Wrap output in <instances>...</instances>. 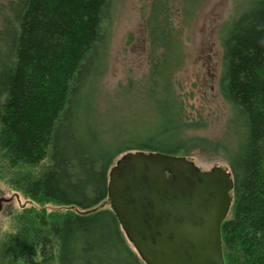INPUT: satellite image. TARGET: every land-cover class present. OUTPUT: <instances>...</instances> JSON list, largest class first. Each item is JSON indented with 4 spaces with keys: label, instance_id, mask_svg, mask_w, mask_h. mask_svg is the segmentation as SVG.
Returning <instances> with one entry per match:
<instances>
[{
    "label": "trees",
    "instance_id": "1",
    "mask_svg": "<svg viewBox=\"0 0 264 264\" xmlns=\"http://www.w3.org/2000/svg\"><path fill=\"white\" fill-rule=\"evenodd\" d=\"M203 2L144 5V77L115 91L150 96L154 123L121 118L113 130L100 126L110 0H8L0 8V179L30 204L12 214L0 264H145L109 206L108 170L126 151L188 157L198 148L222 155L233 178L220 228L225 264H264V0H244L218 27V93L229 114L217 140L194 134L205 125L188 116L176 78L184 30Z\"/></svg>",
    "mask_w": 264,
    "mask_h": 264
},
{
    "label": "water",
    "instance_id": "2",
    "mask_svg": "<svg viewBox=\"0 0 264 264\" xmlns=\"http://www.w3.org/2000/svg\"><path fill=\"white\" fill-rule=\"evenodd\" d=\"M232 189L222 166L202 170L183 155L135 150L109 168L107 200L145 264H225L220 228Z\"/></svg>",
    "mask_w": 264,
    "mask_h": 264
},
{
    "label": "rangeland",
    "instance_id": "3",
    "mask_svg": "<svg viewBox=\"0 0 264 264\" xmlns=\"http://www.w3.org/2000/svg\"><path fill=\"white\" fill-rule=\"evenodd\" d=\"M7 1L0 0V8ZM243 1L204 0L184 30L187 55L176 78L182 86L181 95L188 116L200 117L205 125L193 131L194 134L213 140L220 138L229 114L227 104L218 93L222 50L217 30L228 13L234 17L240 12ZM147 2L148 0H110L109 65L104 77L106 93L102 92L100 95V109L104 113L100 126L103 128L113 130L109 125L121 118L126 126H138L141 119L146 120L141 124L144 126L154 123L152 115L156 111V104L150 96L141 91V94L134 93L121 98L115 91L118 84L124 85L129 77L136 80L144 77L146 56L141 13ZM161 96L163 95H158L157 98L163 99ZM187 158L202 170H208L213 165L228 169L227 161L222 155L205 148L194 150ZM28 204L22 195H14V190L0 179V239L10 229L12 214L22 205Z\"/></svg>",
    "mask_w": 264,
    "mask_h": 264
},
{
    "label": "bare ground",
    "instance_id": "4",
    "mask_svg": "<svg viewBox=\"0 0 264 264\" xmlns=\"http://www.w3.org/2000/svg\"><path fill=\"white\" fill-rule=\"evenodd\" d=\"M126 152H127V151H126ZM120 155H121V154H120ZM120 155H119V156H120ZM119 156H118V157H119ZM118 157H117V158H118ZM117 158H116V159H117ZM116 159H115V160H116ZM115 160H114V162H115ZM113 164H114V163H113ZM113 164H112V165H113ZM112 165H111V166H112ZM111 166H110V167H111ZM108 171H109V170H108Z\"/></svg>",
    "mask_w": 264,
    "mask_h": 264
}]
</instances>
